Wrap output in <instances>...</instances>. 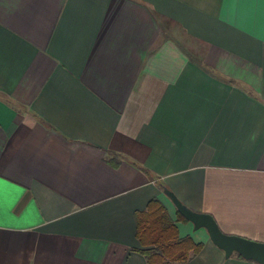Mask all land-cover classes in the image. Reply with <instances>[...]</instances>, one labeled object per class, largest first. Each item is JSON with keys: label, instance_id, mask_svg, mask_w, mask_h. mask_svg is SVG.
<instances>
[{"label": "crops", "instance_id": "0c3cea01", "mask_svg": "<svg viewBox=\"0 0 264 264\" xmlns=\"http://www.w3.org/2000/svg\"><path fill=\"white\" fill-rule=\"evenodd\" d=\"M264 242L260 0H0V264H147L136 213L158 199L185 264Z\"/></svg>", "mask_w": 264, "mask_h": 264}, {"label": "trees", "instance_id": "16d2710c", "mask_svg": "<svg viewBox=\"0 0 264 264\" xmlns=\"http://www.w3.org/2000/svg\"><path fill=\"white\" fill-rule=\"evenodd\" d=\"M177 216L187 220L178 211ZM136 221L137 238L146 247L139 251L147 264H185L202 248V244H196L190 237L179 236L175 222L158 199L151 200L144 211L136 213Z\"/></svg>", "mask_w": 264, "mask_h": 264}, {"label": "water", "instance_id": "95a60500", "mask_svg": "<svg viewBox=\"0 0 264 264\" xmlns=\"http://www.w3.org/2000/svg\"><path fill=\"white\" fill-rule=\"evenodd\" d=\"M164 193L170 198L177 211L193 223L195 230L204 228L207 231L211 241L225 252L226 257L236 252L247 260L264 264V242L225 234L221 231L213 216L191 210L167 189L164 190Z\"/></svg>", "mask_w": 264, "mask_h": 264}, {"label": "snow or ice", "instance_id": "6c2138e0", "mask_svg": "<svg viewBox=\"0 0 264 264\" xmlns=\"http://www.w3.org/2000/svg\"><path fill=\"white\" fill-rule=\"evenodd\" d=\"M228 0H226V3ZM248 0H231V3L235 6L237 4L243 6L245 3H247ZM261 7H262V24H264V0H260Z\"/></svg>", "mask_w": 264, "mask_h": 264}]
</instances>
